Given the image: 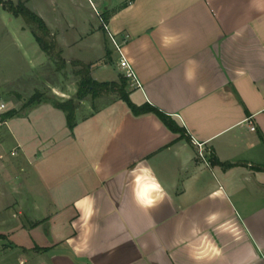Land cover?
I'll return each instance as SVG.
<instances>
[{
	"label": "crops",
	"instance_id": "crops-1",
	"mask_svg": "<svg viewBox=\"0 0 264 264\" xmlns=\"http://www.w3.org/2000/svg\"><path fill=\"white\" fill-rule=\"evenodd\" d=\"M10 1L43 19L62 56L81 55L67 63L118 82L105 22L141 84L125 79L130 101L184 135L116 93L79 101L71 130L52 101L76 84L40 76L48 99L27 106L20 90L32 95L38 75L0 79V105L14 104L0 110V264H264V0ZM14 37L39 48L27 24ZM40 51L39 70L55 68ZM145 166L164 189L152 208L132 195Z\"/></svg>",
	"mask_w": 264,
	"mask_h": 264
},
{
	"label": "trees",
	"instance_id": "trees-1",
	"mask_svg": "<svg viewBox=\"0 0 264 264\" xmlns=\"http://www.w3.org/2000/svg\"><path fill=\"white\" fill-rule=\"evenodd\" d=\"M0 3L2 1L0 0ZM5 6L8 11L14 16H20L24 22L29 26L31 33L33 34L39 48L48 56L49 60L55 65L56 70H62L70 65L73 69V73L78 77L76 81V92L73 98L59 101L53 100V105L61 109L66 116V123L69 129H73L76 123L75 112L79 104V101L84 100L86 97L90 96L91 99L105 94V93H116L122 100H124L132 113L135 115H140L144 113H152L156 115L162 123L169 128L172 132L178 133L180 136L184 135V129L176 124V122L171 119L170 116L160 111L151 104L144 103L142 105L136 106L133 104L128 93L125 90V79L121 78L118 82H97L90 76L89 65L84 64L79 60H71L69 63L62 57L61 50L58 47L55 36L51 33L43 19L28 9L23 1H18L13 3L11 1L5 2ZM45 94L40 91H35L29 98H27L25 105L30 106L39 103L43 100H47ZM12 112H8L4 117H9ZM211 163H220L227 167L229 164L218 162V160L213 156L210 157ZM3 235H0L2 238Z\"/></svg>",
	"mask_w": 264,
	"mask_h": 264
},
{
	"label": "rangeland",
	"instance_id": "rangeland-1",
	"mask_svg": "<svg viewBox=\"0 0 264 264\" xmlns=\"http://www.w3.org/2000/svg\"><path fill=\"white\" fill-rule=\"evenodd\" d=\"M3 4L0 3V79L3 77H9L13 79L16 75L19 74V77L16 79H13V82L11 84H14L16 87L20 83H25L28 81L29 78L35 79V76L39 77L38 79V89L36 91H40L42 93H46V91L49 93L48 88H45L44 85H41V77L47 78L52 80L54 83L62 84L67 83L70 85V90H72V87L74 84H76V81L78 77L73 73V69L70 65H67L66 68L62 70H56V68L53 69H47L42 68L39 70V65L44 61V55L41 53L40 49L36 47L34 48V41H31L33 43L32 45L28 42V44H25V49L22 45V47L19 45L17 40L15 39V34H18L20 27L24 26L26 27V23L20 16H14L10 15L8 12V9L5 6V2H8L10 0H1ZM16 1V0H13ZM76 3H78L81 6V0H75ZM7 10L8 12L4 11ZM12 19L10 21L9 19ZM27 32H29V29H27ZM9 36V37H7ZM17 44V45H16ZM71 54L66 53L62 57H77L81 59V55L77 56H70ZM100 73V72H99ZM105 72H101L100 74L96 75H102ZM108 76L105 77H114L115 73L110 72L109 74H105ZM17 77V76H16ZM102 77V76H101ZM103 79V78H101ZM74 83V84H73ZM13 90V89H11ZM20 91H22L23 94L31 96L30 88H23ZM57 92V93H56ZM59 90L57 91L56 88H54V94L59 95ZM56 96V95H55ZM16 99H18V96H16ZM10 98H4L1 104L4 105V108L1 109L2 111H7L9 107L14 106L13 103L9 102ZM86 103L81 102V109L86 110L85 108L90 106L92 99L91 97H86ZM16 105L18 108L22 105V102H17ZM84 111H81V115L83 116ZM7 196H9V191L6 190Z\"/></svg>",
	"mask_w": 264,
	"mask_h": 264
},
{
	"label": "clouds",
	"instance_id": "clouds-1",
	"mask_svg": "<svg viewBox=\"0 0 264 264\" xmlns=\"http://www.w3.org/2000/svg\"><path fill=\"white\" fill-rule=\"evenodd\" d=\"M145 170L150 173L148 177L142 175L134 176L132 195L137 205L141 208H152L162 200L158 193H162L164 189L153 170L147 166H145Z\"/></svg>",
	"mask_w": 264,
	"mask_h": 264
},
{
	"label": "built area",
	"instance_id": "built-area-1",
	"mask_svg": "<svg viewBox=\"0 0 264 264\" xmlns=\"http://www.w3.org/2000/svg\"><path fill=\"white\" fill-rule=\"evenodd\" d=\"M102 21V20H101ZM102 25L103 28L106 30L107 32V36L115 50V52L117 53L118 56V67L120 70L121 75L128 80L134 87H141L140 81L136 75V72L132 66V64L130 63V61L128 60V58L126 57L124 50H123V44L125 43L126 39H122L119 40L117 39L116 35L111 32V30L108 28V25L102 21ZM4 108V105L1 104L0 105V110ZM255 128L251 125V130H254ZM198 145V150H199V155L201 157L204 158V151L202 149V145L201 144H197ZM12 154H15V151H12Z\"/></svg>",
	"mask_w": 264,
	"mask_h": 264
}]
</instances>
